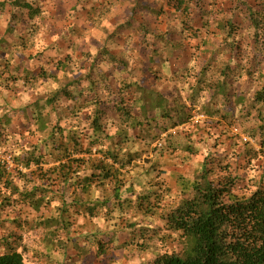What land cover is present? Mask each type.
I'll list each match as a JSON object with an SVG mask.
<instances>
[{
  "label": "trees",
  "instance_id": "obj_1",
  "mask_svg": "<svg viewBox=\"0 0 264 264\" xmlns=\"http://www.w3.org/2000/svg\"><path fill=\"white\" fill-rule=\"evenodd\" d=\"M206 0H167L166 10L163 6L151 8L148 4L135 2V5L130 9L129 20L126 26L120 28L108 37V40H120L121 30H132L133 26L136 35L140 38V45L145 49L146 57L143 59L144 71L140 70L146 77H152L154 80L163 78L161 68L166 63L169 70V59L163 57L165 53L170 56L177 55L180 52V40H175L174 37H179L184 32L191 33L193 38H198L200 35L204 37V41L200 46H195V50L205 47L211 40L212 36H221L226 33V37L230 43L226 42V38L221 36V40L225 41L221 47L216 51L208 53L207 61L200 67V79L197 81V94L203 91L207 86L210 93V106L206 104L204 114L206 116L220 115V108L216 105L222 98L223 112L225 115L221 116L220 121L212 122L211 120L205 121L208 128L217 124L212 128L221 129V122H224L226 127H232L233 122L231 117L235 114V109L244 102V96L247 93L238 92L235 88L236 76L242 67L239 61H235V66L225 63L234 61L233 57L236 56L246 47H252L255 55L250 59L252 64L249 66V80L253 79V75L260 69L263 63L264 56V40L258 34L250 45H244V36L242 35L243 29L247 30L249 22L259 28L260 23L255 19L259 16L264 21V12L254 11V9L264 8V5L256 3V0H210L205 8ZM227 6V7H226ZM6 7H10V17L5 28L4 35L0 38V51L5 50L11 56L14 49L20 47L27 50V41L32 34L24 29H20L26 21L33 25V21L41 15L42 10L40 4L36 0H6L0 2V11H4ZM197 7L201 19L200 29H193L191 18L188 19L192 8ZM247 9L252 13L250 17H242ZM171 11V12H170ZM228 12H232L231 15ZM141 15L146 17L145 22L137 24L134 17ZM214 17L211 18V16ZM240 17L242 24L235 21V17ZM164 19L166 22L164 31L159 29H151L147 24L148 18ZM180 19V30L176 26L175 20ZM215 25V31H212ZM177 30V31H176ZM204 30V34L202 31ZM151 35L153 39L148 41L147 36ZM241 37L239 40L235 38ZM188 37V36H187ZM10 40V41H9ZM215 43V42H214ZM221 54L224 55V60H220ZM229 54V56H228ZM233 54V55H232ZM101 60L105 57L109 63H112L118 71L117 73L124 72L128 68V62L124 54L115 55L108 49L99 52ZM120 56V57H119ZM233 56V57H232ZM243 60V59H242ZM9 59H3L0 65V85L7 88V84H14L19 82L23 73L24 85L27 86L30 82L38 79H55L56 74L46 72L44 69H39L37 73L32 70L29 72L24 63H16L15 65L9 64ZM249 61V62H250ZM67 63H58L56 71L60 70ZM113 68V67H112ZM176 72L171 73L172 77L183 78V74L188 70V67H180ZM114 70V69H113ZM138 71L136 67L128 73L129 76L135 79L133 73ZM14 72V75H10ZM90 72V71H89ZM89 77L84 80L92 83L94 89H98L99 85L95 84V72L91 71ZM219 73L223 77V81L210 83V79H214L215 75ZM116 74V73H115ZM88 76V75H87ZM113 76V75H112ZM103 79L107 81V87L110 89L109 100L96 99V112L95 119L92 120L91 127L98 133H102L106 128L103 122L105 111L108 108L113 112L117 119L127 123L131 121L132 132L140 131L132 135L136 140L152 138L153 142L158 140L159 134L152 136L153 124L156 123L155 112L157 109H163L164 116L169 120V125L164 127V131L168 127L178 128L181 125L188 124L191 117V110L184 107L180 102L181 99H171L160 91H157L152 85H145L142 79H137L135 84L122 83L117 81V90L113 91L112 85L108 81L109 77L103 74ZM7 83V84H5ZM79 83L69 81L60 91L47 97L43 103L38 101L30 103L26 109L12 110L0 116V152L3 154L9 152L11 165L7 163L6 159L0 160V183H3L4 188H11L12 194L20 193V200L11 201V197L4 196L2 205L13 204V202L20 203L24 206L33 208L39 211L40 208H52L55 213L49 219L41 220L39 226L54 230L60 229L61 232H66L69 228V222L65 217L71 218L73 215L81 214L94 218L97 217L98 210L101 208H108L110 215L113 208H119L121 211L130 208L131 202L126 200L123 204L120 201V188L123 187L122 182L117 179L118 171L114 172V165L119 162L121 168L135 169L133 163L137 160L138 154L125 153V158L118 161L117 156L113 155L112 165H105L104 160L99 162H90L89 167L92 170V175L85 177L83 180L78 179L74 184H68L69 174L72 173V166L76 165L77 168H82L85 161L80 160L84 155H90V148L95 142L89 144L88 149L84 148V141L87 133L83 136L78 131H73L74 128L78 129L79 125H73L66 129L61 127L60 112L57 109L58 103L61 98L66 100L76 101L79 96H83V91L79 87ZM98 87V88H97ZM69 88L74 89V92H69ZM92 97L91 100H93ZM252 104L251 108L257 111L256 120H261L255 131L251 133L255 139L256 134H264V118L261 117L259 109L256 108L259 104H264V88H256L251 95ZM90 100V101H91ZM137 105L140 110L137 111ZM48 108L50 112L47 116L44 115L43 109ZM215 109V111H213ZM68 114L75 119V109L73 105L67 109ZM51 113H55V120L53 121ZM173 113L177 119L172 120ZM17 115L20 118H31L32 126L28 130L32 135L39 136L38 142L29 147L30 151L25 152L21 156H16L8 149L9 140L13 138L10 128L13 123V116ZM251 116V112L247 114ZM247 116L245 117V119ZM38 125V127L36 126ZM67 131V136L64 133ZM44 132H48L47 137H44ZM177 134V133H176ZM191 135V133H190ZM190 135L184 137L189 139ZM179 139V137H177ZM67 141V143H66ZM129 142V137L126 132L119 133L112 140V148L121 150L122 146ZM259 146L264 148V138L259 141ZM171 147V145H169ZM45 149H48L45 152ZM71 149V151H70ZM186 150L191 151L190 148ZM73 156L78 158L73 159ZM50 157V159H48ZM105 155V159H107ZM23 164L24 168H29L35 165V171L25 173L19 171L20 165ZM46 164L52 165L51 168L46 169ZM46 169V170H45ZM229 169L228 164H224L223 158L215 155H209L204 160V172L198 178L202 181L201 184H196L193 187L192 196L200 201V206L209 216L199 227V232L203 234V244H198L196 248L191 251H185L183 255H176L168 257H160L155 264H264V173L260 177L259 187L250 196H237L234 189L237 186V179H232L219 175V173L227 172ZM153 169L149 168L145 175L150 176ZM99 173V175H97ZM11 174H15L16 179L24 180L25 186L33 184L31 190L20 191V187L13 184ZM8 177L5 180V177ZM116 181L115 186H112L113 181ZM36 181H42V184L37 185ZM98 183V187L103 188L105 192H112V200L116 203L113 205L112 201L105 199L103 204L88 205L80 201V199H72L71 204H67V195L72 191V197H76L78 192L81 195H86L89 191L90 184ZM151 184L150 180L137 182L140 184ZM64 184V187H59ZM158 187V186H157ZM129 194L134 195L132 186L128 185ZM59 194L61 204L57 206L55 195ZM2 194V193H0ZM156 192L149 193L145 196H138L135 209L142 212H148L152 207L150 200L151 197L156 196ZM52 196V199L49 197ZM70 198V197H69ZM158 199V197H157ZM56 204V205H53ZM219 205V206H217ZM58 214V215H57ZM144 236V233L142 234ZM14 236L3 239L6 252H11L12 247L8 244V240H13ZM20 237H18L19 239ZM23 258L19 255L9 257L5 255L0 264H22Z\"/></svg>",
  "mask_w": 264,
  "mask_h": 264
},
{
  "label": "clouds",
  "instance_id": "obj_2",
  "mask_svg": "<svg viewBox=\"0 0 264 264\" xmlns=\"http://www.w3.org/2000/svg\"><path fill=\"white\" fill-rule=\"evenodd\" d=\"M256 3L264 5V0H256ZM93 5L97 6V10L92 16V20L89 21L93 27L85 32H82L79 38L74 39V45L68 52H62L55 48V44L58 40L64 37V32H68L72 24H68L64 27V31L59 35L49 36L46 29L47 23L41 24L42 20H47L49 16L48 7L42 10V14L33 21L37 26V31L28 38L27 50L17 47L11 54L12 63L15 65L14 57L23 52L24 55L30 56L31 59L26 65V69L30 72L34 67L38 66L35 60L37 53L43 54L45 59L52 58L54 63L56 59H62L64 55H71L73 58L72 64H65L60 71L57 73L55 79H48L45 82L42 79L30 82L27 86L24 85L23 73L21 79L12 88L22 89L21 92L17 93L15 96L11 94V89L9 91H4L2 85H0V116L9 112L11 108L21 107L26 103L31 101V96L33 95H46L51 96L52 94L60 91L66 82L71 81L73 75L77 72L81 73V76H87L89 70L95 72V84L99 85L98 89H94L92 83L87 80L82 79L81 90L83 91V97L92 95L93 100L83 103L82 100L76 101L73 105L75 109V119L70 120L73 125H79V128H74L73 131H78L81 136L87 133V137L84 141L85 150H89L88 146L92 142H95L90 148V155H84L80 160L85 161L82 168H77L76 165L72 166V173L69 174L67 183L74 184L78 179L83 180L85 177L92 175V170L89 167L90 162H99L104 160L105 165H112V156L116 155L117 160H123L125 158V153L128 154H138L142 152L149 153L148 159L152 163L160 162V168L158 171L161 173L158 177L155 175L144 177V173L152 167V164H142L144 156H141L140 160H137V164H142V167L136 169H129L127 167L121 168L120 163L117 162L113 171H118L119 175L117 179L122 182L123 187L120 188L119 196L120 203L123 204L124 201L128 200L131 202L132 209H135L138 196H145L149 193L156 192V196L151 197L150 203L152 207L149 209L148 215L134 214V211H128L127 206L125 210L121 211L119 208H113L110 215L107 217L108 222L105 223V213L109 212L108 208H101L98 210L97 219L93 222L87 215L81 212L80 216L73 217L75 220V226L72 229V233L76 234V229L79 228L81 223L85 224V229H81L82 232L86 230L87 235L90 233H95L97 228L101 231L111 232L115 230L116 232L124 231L128 233L139 232L140 229H146L147 232L141 238L139 235L132 240L126 248L122 249V255L117 252L118 256H121L120 260L116 264H155L158 258L168 256L171 257L173 254L183 255L185 251H191L196 248L198 244H203V234L199 232V227L205 221L209 219V216L200 206V201L195 199L191 194L193 192V187L196 184H201L202 181L198 178L204 172V160L210 154L216 155L217 153H223L225 148L228 147L229 139H231L234 145L230 152L228 153V159L224 161V164L230 165L227 172L219 173V175L237 179L239 176L245 177V184L247 188L245 191L250 190V192H255L256 188L259 187V181L261 174L264 173V148L259 146V141L264 138V134L257 133L255 139L252 137L251 133L255 131L262 121L254 119L257 116V111L251 108L252 99L251 93L244 96V102L241 103L236 109L235 114L230 119L233 122L231 128L226 127L224 122H221V131L223 135L219 132H214L213 129L206 126L205 121L211 120L212 122L220 121L221 116L225 115L223 112V102L220 98V102L216 105L220 108V115L206 116L204 114V109L206 104L210 106V93L207 86L204 87L203 91H199L197 94V81L200 79V63L199 57L201 53L204 52H214L218 47L222 46L225 41L221 40V36L226 38V42L230 43L226 33L221 34V36H212L211 40L205 45L201 51H197L195 57L188 65V70L183 74V78L172 77L168 70V65L165 63L161 68V74L164 77L163 83H167L171 86L173 83L180 89L181 103L185 108L191 110V121L185 126L181 125L180 128L168 127L167 131H164V127L169 125V120L164 116L163 109H157L155 112L156 123L153 124L152 136L159 134V139L153 142L152 138L136 140L132 136L131 121L125 123L120 119L115 122L109 121L107 127L102 133L96 132L92 127L91 123L94 120L96 112V99L109 100L110 89L107 87V81L103 79L104 72H107L113 67L112 63H109L107 57L104 58L103 62L95 65L93 68V62L97 54L103 51L105 48L112 50L115 45L112 41L108 40L116 29L124 23L123 20H115L118 12L124 7L120 3V0H92V3L88 5L91 9ZM50 7V5H49ZM80 10L79 4L76 6V11ZM254 11L264 12V8L259 10L254 9ZM75 14L69 12V19ZM242 17H250L252 13L248 12L247 9L241 13ZM163 19V17H162ZM255 19L260 23L259 28L254 24L249 22L248 29L242 34L247 37L246 45H250L251 42L259 34L264 40V21L261 20L259 16ZM176 26L179 28L181 26L180 19L175 20ZM6 28L7 25L5 24ZM212 31H215V25H213ZM189 37L187 42L194 46H200L204 41V37L200 35L197 39H193L191 33H186ZM95 37L99 42L101 47H92L88 41L90 38ZM137 37H133L128 41L127 51L124 53L125 59L128 62V68L121 73H116V79L122 83L135 84L137 79L129 76L128 73L132 71L133 67H138L137 60L138 57L136 52L132 49L131 45ZM241 37L237 36L235 39L239 40ZM146 39L151 41L153 37L151 35L147 36ZM215 42V43H214ZM86 45L83 54H81L80 59H76L77 52L76 49L80 45ZM195 50V48H194ZM246 53L242 67L236 76V84L240 85L239 91H243L247 86L249 81V61L255 52L252 47H246ZM167 55V53H165ZM220 60H224V55L221 54ZM81 63H86L88 67L85 69H80L79 65ZM235 66V61L225 62ZM46 72L55 71L54 67H46ZM10 75H14V72H10ZM258 81L256 85L257 88H264V63H261L260 69L256 71L252 77ZM223 81V77L217 73L214 79H210V83L213 85L215 83H220ZM74 91V89H70ZM255 90V89H253ZM10 103H6L5 101ZM43 103V101H41ZM69 104L73 102L68 101ZM261 113V117L264 118V104H259L256 106ZM140 110V106L137 105V111ZM215 111V109H213ZM50 109H44V115L47 116ZM251 112V116L247 114ZM87 113L91 119L86 124L80 122V117ZM53 121L55 120V113H51ZM247 118L245 119V117ZM177 119L176 115L173 113L172 120ZM38 127V125H36ZM61 124V127H64ZM139 132L140 129H137ZM126 132L129 137V142L122 146L121 150L117 153V150L112 148V140L119 133ZM181 134L185 132H190V138L184 139L183 135L177 139L176 133ZM67 131L64 133L67 136ZM48 132H44V137L46 138ZM19 139L18 137L16 138ZM219 139L220 146L216 149L212 148L214 141ZM67 143V141H66ZM171 145V147H169ZM251 149L255 153V158L250 156L248 159L251 161L247 169H242L239 173L233 171V166L235 161L240 158L244 151ZM190 148L191 151L186 150ZM152 149H156L153 154ZM16 156H21L25 152L30 151V149L25 146L24 148H19L17 146H12L8 149ZM48 149H45L47 152ZM71 151V149H70ZM163 152V156H161ZM107 155V159H105ZM78 157L73 156V159ZM9 159L10 157H5ZM50 159V157H48ZM247 163V161H244ZM14 165L10 164V168ZM35 165H31L29 168H24L23 164L20 165L19 171L25 173L27 178V173L35 171ZM52 165L46 164V169L51 168ZM45 169V170H46ZM99 175V173H97ZM138 178H143L144 180H151L153 187H148L146 184L137 185L136 181ZM8 177H5L7 180ZM11 179L13 184L20 187V191L23 192L26 189L31 190L34 186L33 184H27L25 186L24 180L16 179L15 174H11ZM98 183L90 184L89 191L86 195H81L78 192L76 197H72L71 192L68 193L69 199L66 200L67 204L72 203V199H80L81 202L88 205L103 204L105 199L112 201L115 205L116 201L112 200V192L109 188L108 192H105L103 188L98 187ZM37 185L42 184V181H36ZM116 181L114 180L112 186H115ZM128 185L132 186V190L135 195L129 194ZM158 186V187H157ZM59 187H64V184H60ZM185 195H181V193ZM249 192V194H250ZM0 201L3 200L4 196L11 197L12 201L20 200V193L16 195L12 194L11 188H4L3 183H0ZM158 197V199H157ZM53 197L50 196L49 199ZM57 206L61 204L59 198L58 190L55 195ZM219 206V205H217ZM23 207L22 204L15 205L10 211H20ZM51 214V213H50ZM58 215V214H57ZM35 213H33V218ZM123 218V223H120V218ZM9 222L16 219L15 216L6 217ZM24 217L22 216L21 219ZM5 219V217H0V221ZM36 221L31 225V230L24 227L22 230L15 229L9 224H5L4 228L0 229V260L5 258V255L12 257L19 255L23 258L22 264H64V249L63 244H67L68 236L59 229H41L35 226ZM131 223L134 227H127L126 225ZM113 225L116 228L113 229ZM159 229V231H156ZM9 231L17 232L18 235L23 237L22 240L13 242L8 240V244L12 247L11 252H6L3 238L8 235ZM155 232V235L153 233ZM58 233V234H57ZM119 241L113 243V247H118ZM70 247V246H69ZM25 248L27 251L25 252Z\"/></svg>",
  "mask_w": 264,
  "mask_h": 264
},
{
  "label": "rangeland",
  "instance_id": "obj_3",
  "mask_svg": "<svg viewBox=\"0 0 264 264\" xmlns=\"http://www.w3.org/2000/svg\"><path fill=\"white\" fill-rule=\"evenodd\" d=\"M1 1H6V0H0V2ZM36 1L40 4L41 10H43L46 7H48V9H49V16H48L47 20L41 21L42 25L47 23L46 31H47L49 36L59 35L61 32L64 31V27L66 25H68V24L73 25V27H71V29L68 32H64V37L61 38L60 40H58L55 44V48H57L58 50H60L62 52H68L69 50H71L73 48V45H74V39L73 38L74 37L79 38V36L82 32H85V31H87L93 27V25L91 23H89V21L92 20V16L95 13V11L97 10V6L93 5V7L91 9L88 8V5L92 3V0H36ZM166 1L167 0H120V3L122 5H124V7L118 12L115 20L112 21V23H115L116 21H119V20H123L124 23L121 24L116 29L115 32L120 30V28L123 27L124 25L126 26V22L129 20V13H130L129 11L135 5V2L136 3L141 2L142 4H148L151 8L159 7L162 5L163 9L166 10V4H165ZM248 1H250V0H248ZM209 2H210V0L205 1V8H209V7H207V4H209ZM77 4H79V7H80V10L78 12L76 11ZM49 5H50V7H49ZM10 9H11L10 7H6L4 9V11H0V38L4 35V31H5L4 25L5 24L7 25V22L9 20ZM69 12H72L75 14L72 17V19H69V16H68ZM228 14L231 15L232 12H228ZM212 17H214V15H212L211 18ZM134 18L137 21V24L145 22V19H146V17H142L141 15H138ZM190 18L192 21L193 29H196V28L200 29L201 19H200V15H199V11H198L197 7L192 8L191 13L188 16V19H190ZM235 21L237 23H240L241 25H243L240 17L236 16ZM146 23L149 24L150 28L153 30L159 29L160 31H164V29L166 28L165 27L166 22L162 18H159L158 20H155V18H153V17L148 18ZM132 28H133L132 30L131 29L130 30H121V33H123V34L120 35V40H113L112 41L113 44L115 45V48H113L112 50H109V49L108 50L112 54L122 56V54H124L128 50L127 49L128 41L130 39H132L133 37H137L131 45L132 49L136 52V55L138 57V60H137L138 67H136V69L138 71L133 73L134 76L136 75L135 79H138V80L142 79L143 84L149 85V86L152 85V87H154L157 91H160L161 93H163L164 95H167L171 99H176V98L181 99L180 89L174 83L171 86H169L167 83H163L164 77L161 79H157V80L155 79L154 80L152 77H148L149 75H147L145 77L144 74L142 72H140V70L144 71L143 59L146 57V52H145V49H143V47L139 44L140 38L136 35V32H135V29L137 28V26L134 25ZM20 29H24L28 32V34H32V35L38 30L36 24L33 23V25H31L27 21L23 25L20 26ZM180 29L181 28L179 27V30ZM245 31L246 30L243 29L242 34ZM186 33L187 32H184L182 37L181 36L174 37L175 40H180V42H181L180 52L177 55H175V57L170 56V55H165V54L163 55L164 59L165 58L169 59L168 63L170 66L169 67L170 72H176L179 69H181L180 67H188L189 63L195 57L196 52L201 51L204 48V47H202V48L194 50L195 46L192 45L191 43L187 42L189 40V37H187ZM202 33L204 34V30L202 31ZM193 39H195V38H193ZM246 40H247V37L244 36V41H243L244 45L246 44ZM109 41H110V39H109ZM88 43L92 47H96V48L101 47L100 42L95 37L90 38ZM85 47H86V45L82 44L76 49V52H77L76 59H80L81 54H83V52L85 50ZM246 55H247L246 50H243L240 53H238L236 56H234V57L232 56V57H233L234 61H239L240 64H242ZM228 56H229V54H228ZM262 58H263V63H264V56ZM3 59H9V61H8L9 64H13L12 63V57L10 55H8V53L5 50L0 51V65L2 64ZM14 59H15V64L16 63H24V65L26 67V65L28 64V61L31 59V57L26 56L23 54V52H21V53L17 54L14 57ZM207 59H208V53L207 52L201 53V55L199 57L200 67L202 66V64H204L207 61ZM35 60H36L38 66H36L32 69V71L34 73H37L39 71V69L45 70L46 67H54L56 69L58 67L57 66L58 63H67L69 65L73 63V58L71 55H64L62 57V59H56L55 63H54L52 58L45 59L43 54L37 53ZM102 62L103 61L101 60V57L98 53L97 56L95 57L94 62H93V68L95 67V65H98ZM251 64H252V62L250 61L249 66ZM86 67H88L86 65V63H81L79 65L80 69H85ZM115 68L116 67L113 66V68H110L107 72H104L106 77H109L108 81L112 85L113 91L117 90V81H118L116 79V75H115V73H117L118 70ZM0 70H1V67H0ZM59 71L60 70H58V71L55 70V71H51L50 73L57 75V73ZM89 71L90 72H88V74H87L88 76H84V77L81 76L80 72H77L75 75L72 76L71 81H74V82L76 81L77 84L79 83V85H80L79 87H81L82 79H84L85 77H89V75H90L89 73H91V75H92L91 71H93V70L90 69ZM47 80L48 79H46L44 81L47 82ZM68 82H66L65 85ZM17 83H14L13 85H16ZM5 84H7V83H5ZM257 84H258V81H250L249 80L247 82V86L244 88L243 91H239L240 85L236 84L235 88L237 89L238 92H244V93H247V95L249 93H251V95H252L253 92L257 88L256 87ZM13 85L8 83L6 85L7 88H4V91H9V89L12 88ZM70 89H72V88H69V92H74V91H71ZM253 89H255V90H253ZM21 91H22V89L12 88L11 94L15 96L17 93H19ZM2 95L3 94L0 93V96H2ZM29 95L32 97L31 101L29 103H26L21 107L11 108L10 111H12V110H20L21 111L22 109H26V107L30 103H34L36 101H38L39 103H41V101L44 102L47 94H45V95H33V94L29 93ZM47 97H49V96H47ZM92 97H93L92 95H89L87 97L79 96V98L76 101L82 100L83 103H87L88 101H90L92 99ZM68 101L69 100L61 98L59 100L58 105H57L58 106L57 109L60 112L59 117L62 118L60 125L64 124L65 126L63 128H66V129H68L72 126V123H70V120L74 119V117H71L68 114L67 109L69 108V106L74 105L76 103V101L71 100L73 103L69 104ZM5 102L10 103L7 100ZM43 111H44V109H43ZM30 119L31 118H29V119L20 118L17 115L13 116V123H12V126H11L10 131H9L11 133V135L13 136V138H11L9 140V146H17V147L22 149L25 146H27L29 148L31 145H35L38 142L39 136L32 135L31 133L28 132V130L32 126V122ZM89 119H91L89 117V115L87 113H84L80 117V122L83 124H86L89 121ZM109 121L115 122L116 117L113 114V112L107 108L105 111L104 119H103V122L105 123L106 127H107V123ZM214 126H217V124H215ZM214 126L212 125V127H214ZM180 127H178V128H180ZM212 127H210V128L213 129L214 132H219L220 135H223V132L220 129L212 128ZM228 128H231V127L228 126ZM136 133H137V131L132 132V135H135ZM176 135L179 138L181 137V135H183V138H184V137H187L188 135H190V132H185L183 134H181L180 132H177ZM17 137L19 138L18 140L16 139ZM218 146H220L219 139H217L216 141L213 142L212 148L216 149ZM233 146L234 145L232 144L231 139H229L228 147L225 148L224 152L223 153H217L215 156H217L219 158H223V160L226 161L228 159V153L230 152V150ZM245 148H246V150L244 151L243 155L235 161V165L233 166V171H235L237 173H239L242 169L248 168L249 164H251V161L248 159L250 156L255 158V153L251 149H248L247 146H245ZM155 152H156V149H152V153L154 154ZM10 155L12 156V154L9 152H7L5 154L0 152V160H3V159L5 160V157H9ZM148 155H149V153H147V152L138 153L137 160H140L141 156H144L145 158L143 159L142 164H152L151 168L153 169V171L150 174V176L155 175L156 177H158L159 175H161V173L158 171V169L160 168V162L157 161L156 163H152V161L147 158ZM210 155H212V154H210ZM161 156H163V152H161ZM9 161L11 163V160H9ZM136 161L133 163V165L135 166V169L142 167V164H137ZM244 161H247V163H244ZM229 167H230V165H229ZM144 177H146L145 173H144ZM138 181L143 182L145 180L143 178H138L136 183ZM259 183H260V181H259ZM151 184H152V181H151ZM146 186L150 187L149 184H147V183H146ZM246 188H247V185L245 184V177L239 176L237 178V186L234 189V193L237 196L248 197L253 192H250V190L245 191ZM249 192H250V194H249ZM71 193H72V191H71ZM181 195L183 196V195H185V193L182 192ZM66 198L69 199L68 195ZM19 204L20 203L13 202V204L11 203V204L3 206L2 201H0V217H5V219L0 221V229L4 228L5 224L10 223V226L14 227L15 229L22 230L24 227H27V228H29V230H31V225L36 221L35 226L37 228L49 230L47 228L39 226V223L41 220L51 218L53 213H55L54 209H52V208H40L39 211H35L33 208H30L28 206L23 205V207L20 209V211H10L11 209L14 208L15 205H19ZM53 205H56V204H53ZM127 210L128 211H134V214H143V215L149 214L148 212H142V211L137 210V209L133 210L132 206H130V208ZM33 213H35L34 218H33ZM8 216H15L16 219H13L9 222V220L6 218ZM22 216L24 217L23 219H21ZM78 216H80V214L73 215L70 219L65 217V220L69 222L70 226L66 232H63L66 236L69 237L67 240V244L62 245V247L64 249V264H116V262L118 260H120V258H121V256L117 255V252H120L122 255V249L126 248L129 245V243L135 239V237L137 235H139L141 238H143L142 234L144 233V235H145V233L147 232L146 229H140L138 233L137 232L128 233V232H124V231H120L118 233L115 230L108 232V231H101L99 228H97L95 233H90L89 235H87L86 230L84 232L81 231V229H85V224L81 223L79 225V228L76 229L77 233L74 234V233H72V229L75 226V220L73 219V217H78ZM108 216H109V214L105 213V223L108 222V220H107ZM89 218L93 222H95L97 219V217H94V218L89 217ZM123 222H124L123 218L121 217L120 223H123ZM126 226L127 227H134L131 223H128ZM115 228H116V225H113V229H115ZM51 229L54 230V226H52ZM156 231H159V229H157ZM12 235H16L13 238V240H15V242L23 239V237L21 235H18L17 232H14V231H9L8 235L6 237H4L3 239H8V237H11ZM153 235H155V232L153 233ZM18 237H20V238L18 239ZM115 241H119V245H118V247L114 248L113 243ZM26 251H27V248H25V252Z\"/></svg>",
  "mask_w": 264,
  "mask_h": 264
},
{
  "label": "built area",
  "instance_id": "obj_4",
  "mask_svg": "<svg viewBox=\"0 0 264 264\" xmlns=\"http://www.w3.org/2000/svg\"><path fill=\"white\" fill-rule=\"evenodd\" d=\"M6 161H7V163H9V164H10V161H9V159H6Z\"/></svg>",
  "mask_w": 264,
  "mask_h": 264
}]
</instances>
